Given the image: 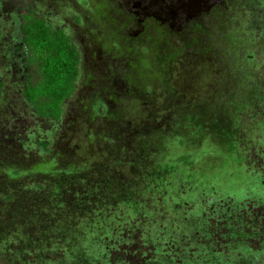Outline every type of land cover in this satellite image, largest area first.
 Listing matches in <instances>:
<instances>
[{
	"label": "rangeland",
	"instance_id": "rangeland-1",
	"mask_svg": "<svg viewBox=\"0 0 264 264\" xmlns=\"http://www.w3.org/2000/svg\"><path fill=\"white\" fill-rule=\"evenodd\" d=\"M30 10L80 53L58 119ZM0 78V264H264V0H0Z\"/></svg>",
	"mask_w": 264,
	"mask_h": 264
},
{
	"label": "trees",
	"instance_id": "trees-1",
	"mask_svg": "<svg viewBox=\"0 0 264 264\" xmlns=\"http://www.w3.org/2000/svg\"><path fill=\"white\" fill-rule=\"evenodd\" d=\"M20 18L28 65L23 95L39 116L58 119L65 102L76 90L80 53L64 29L54 30L42 14L30 10L21 13ZM3 89L4 81L0 78V101ZM146 264L175 263L149 261Z\"/></svg>",
	"mask_w": 264,
	"mask_h": 264
},
{
	"label": "flooded vegetation",
	"instance_id": "flooded-vegetation-1",
	"mask_svg": "<svg viewBox=\"0 0 264 264\" xmlns=\"http://www.w3.org/2000/svg\"><path fill=\"white\" fill-rule=\"evenodd\" d=\"M65 31V30H64Z\"/></svg>",
	"mask_w": 264,
	"mask_h": 264
}]
</instances>
